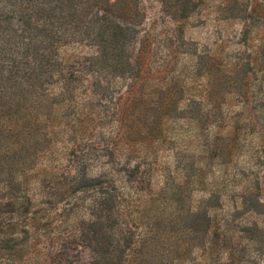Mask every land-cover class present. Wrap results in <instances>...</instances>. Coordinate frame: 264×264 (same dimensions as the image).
Returning <instances> with one entry per match:
<instances>
[{
    "label": "trees",
    "instance_id": "16d2710c",
    "mask_svg": "<svg viewBox=\"0 0 264 264\" xmlns=\"http://www.w3.org/2000/svg\"><path fill=\"white\" fill-rule=\"evenodd\" d=\"M155 1L151 24L143 0H0V264L262 263L264 33L224 59L185 28L212 10L246 42L264 5Z\"/></svg>",
    "mask_w": 264,
    "mask_h": 264
},
{
    "label": "rangeland",
    "instance_id": "374dc122",
    "mask_svg": "<svg viewBox=\"0 0 264 264\" xmlns=\"http://www.w3.org/2000/svg\"><path fill=\"white\" fill-rule=\"evenodd\" d=\"M146 11H147V22H151L153 20L158 19V3L155 0H143ZM246 2H259L264 5V0H243ZM201 19V20H200ZM163 27V24L158 23V27ZM243 27V22L236 19H221L216 16V14L209 10L207 13L201 18H192L190 21V25H187L185 28V37L191 39L193 41H197L199 44V48L203 47L204 45H209L212 43L213 45L217 46L219 49V53L222 55L224 59H231L237 53L239 55L246 56L248 53L251 52L255 48L256 45L259 43V37L262 33H264V28L255 30L252 32L250 37L246 42L241 41L240 31ZM229 104L231 105V112L236 111L239 109L237 103L234 99H231ZM257 137V136H256ZM254 137L253 141H258V138ZM257 139V140H256ZM135 159L131 162L134 163ZM175 165V155L173 149L169 150H161L159 152L158 162H157V171L152 177V184L154 189H158L159 187L163 186L165 181H169V177L176 176L179 171H177L174 167ZM242 167H252L250 170H261L259 166L255 165L252 166L251 160L249 159V153L247 155L242 156L239 158V163L236 169ZM98 168L95 166L92 168V173L97 172ZM258 170V171H259ZM261 182H262V195L261 199L264 200V173H260ZM239 182L236 188H228L227 194L224 195V210L230 211L233 207V202L231 200L230 193L240 192L239 186L244 184V181L241 178H238ZM181 181V175H178L176 181ZM171 181V180H170ZM116 183L119 187H122L125 191L129 192L130 189L126 186L124 181L123 175H118L116 177ZM203 195L201 190H195L193 193L194 199H199L200 196ZM77 216H72L69 218L73 221ZM264 264V259L262 263Z\"/></svg>",
    "mask_w": 264,
    "mask_h": 264
}]
</instances>
